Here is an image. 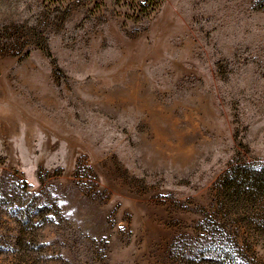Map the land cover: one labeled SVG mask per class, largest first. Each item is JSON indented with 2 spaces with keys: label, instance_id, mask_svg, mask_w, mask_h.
<instances>
[{
  "label": "rangeland",
  "instance_id": "374dc122",
  "mask_svg": "<svg viewBox=\"0 0 264 264\" xmlns=\"http://www.w3.org/2000/svg\"><path fill=\"white\" fill-rule=\"evenodd\" d=\"M48 4L0 0V264H184L255 218L219 193L264 166V0Z\"/></svg>",
  "mask_w": 264,
  "mask_h": 264
},
{
  "label": "trees",
  "instance_id": "16d2710c",
  "mask_svg": "<svg viewBox=\"0 0 264 264\" xmlns=\"http://www.w3.org/2000/svg\"><path fill=\"white\" fill-rule=\"evenodd\" d=\"M44 1H47L49 6L53 4L62 6L64 1L68 0ZM25 29L21 31L28 38L33 39L39 36L36 24L29 25ZM35 46L44 50L45 43L36 41ZM220 182L219 196L229 211L231 212L230 209L234 208L236 213L239 211L246 216L247 210L251 213L256 209L254 214L257 219L253 215L246 216L247 223H236L234 227L233 224L228 226V223H207V225L201 223L200 225L204 228L203 236H199L196 241L201 239L197 245V251L201 248L203 250L199 254L198 252L189 254L188 247L185 246L177 250L179 255L187 258L184 264H264L261 259L256 261L255 257L262 256H258L253 243L248 241L246 243V239H243L244 241L238 239V229L242 226L245 227V232L248 230L251 234L264 236V166L237 162L223 174ZM190 249L194 250L192 247ZM205 252L208 256L204 255ZM250 255L254 257L250 259Z\"/></svg>",
  "mask_w": 264,
  "mask_h": 264
}]
</instances>
